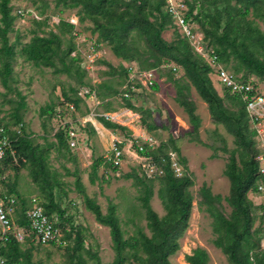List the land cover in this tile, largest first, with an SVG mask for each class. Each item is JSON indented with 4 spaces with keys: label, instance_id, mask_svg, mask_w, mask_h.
Wrapping results in <instances>:
<instances>
[{
    "label": "trees",
    "instance_id": "1",
    "mask_svg": "<svg viewBox=\"0 0 264 264\" xmlns=\"http://www.w3.org/2000/svg\"><path fill=\"white\" fill-rule=\"evenodd\" d=\"M10 1L0 0V84L3 88L8 92L14 91L11 87L13 63L18 56L25 63L36 68L50 69L54 75H65L75 81L78 86L69 87V92L66 90L61 92L65 103L72 104L74 110L79 109L81 103V99L77 96L81 87L88 88L90 94L93 93L96 99L102 101L106 112H112L114 109L110 108V102H104L105 99L117 96L125 102V108L133 109L131 101L135 93L127 86L129 76L127 68L122 65L113 68L104 62L103 64L108 68L105 75L109 77L119 75L122 81L118 86L127 87L118 91L112 89L109 82L102 81L95 88L85 81L86 71L80 66L77 57L72 55L77 51L75 38L72 35L75 26L59 19L55 31L44 30L49 22L46 12L49 8L48 0H38L41 7L37 8V14L41 19L33 20L34 28L30 30L31 37L28 42L20 44V36L17 32L14 41L10 42L8 35L15 32L13 26L16 19L12 14ZM52 2L58 13L63 9H77L78 22H89L92 25L91 34H96L97 40L105 43L116 59L122 62H135L138 71L154 70L159 77L161 72H166L171 78L182 72L181 77L189 81L201 100L206 103L213 123L216 126L221 125L232 136L235 146L229 152L224 170V175L229 181V195L226 198L231 208L229 216H224L216 208L217 197H213L205 187L200 190V205L205 207V212L212 219L211 228L216 236L213 245L226 257L228 264H264V250L260 246L262 231L253 229L252 211L255 207L247 197L249 193L263 194L258 190L259 183H264V177L258 174L255 133L248 128L245 107L240 97L231 95L227 91L224 99L218 96L210 80L211 68L193 51L188 41L180 36L171 42L163 39L162 33L174 24L166 10L167 0H52ZM182 2L187 8L185 15L187 20L194 22L200 28L205 47L214 51L219 63L225 69L230 62H234L232 74L242 72L240 76L243 81H250V76H253L264 82V31L258 25V22H261L264 28V0H182ZM17 46H20L19 50ZM136 86L142 87L138 83ZM157 87L155 82L152 89L155 90ZM16 94L18 101L12 115V124L16 130H11L5 125L11 140L12 152L9 151L6 160L0 163V176L15 160V166L13 165L11 169H14L16 174L19 168L27 170L32 183L37 186L46 200L43 203L38 198L45 214L53 220L51 213L55 210L62 218L64 212L58 208L52 193L53 188L59 183L56 172L50 171L48 159L50 149H55L64 157L70 155L68 124L54 135L56 139L54 143L47 141L42 145L35 143L30 134L24 132L21 110L25 108V99L19 92ZM125 94L130 96L125 98ZM225 101L229 106L235 107L236 112L231 111ZM176 102L187 115L188 123L192 128L191 135L198 136L200 119L195 114V109L179 98H176ZM39 116L50 120L56 116L61 117L60 112L56 113L54 104L41 108ZM97 120L107 129L126 131L124 127L113 124L103 117H98ZM43 127H45L44 123ZM153 129V126L147 127L148 131ZM91 132H94L92 128ZM169 143L170 151L177 153L178 149L174 142L170 140ZM158 149L161 150L160 146ZM222 151L226 152L225 149ZM167 152L158 158L154 152L152 153L153 160L157 159L155 161L157 164L160 163V157H164L167 161L159 164L163 169V175L155 178L158 181L157 197L165 211L163 217L160 218L150 206L154 179L147 180L145 174L142 175L143 177L135 173L125 176L133 179V185L139 191L137 199L144 210V219L150 236L137 229L132 236L125 238V232L121 229L116 214L117 206L109 202L106 212L102 213L95 200L85 193L77 174H73L75 190L81 196L85 209L93 214L98 224L109 229L114 253L110 264L132 262L171 264L169 257L178 250L181 230L188 223L193 202L189 188L193 182L186 175L180 178L173 175ZM148 154V152L140 153L141 156ZM102 166L112 170L117 168L111 161L97 158L91 165L93 178ZM14 187L10 185V189L5 193L19 199L13 221L19 226H25L27 224L24 217L25 200L15 194ZM261 205L263 206H258L257 209L264 212V203ZM55 224L62 228V242L67 244V241L74 240L72 249L66 248L71 253L70 260H74L75 264H84L82 251L85 250L80 232L72 226L66 230L57 221ZM57 246L61 247L63 244ZM28 251L22 252L21 245L10 238L1 249V255L6 259L7 264H18V258L28 256ZM86 253L89 254L88 251ZM89 255L99 264L97 255ZM185 261L187 264H207L208 256L204 250L197 248L191 255L185 257Z\"/></svg>",
    "mask_w": 264,
    "mask_h": 264
},
{
    "label": "rangeland",
    "instance_id": "2",
    "mask_svg": "<svg viewBox=\"0 0 264 264\" xmlns=\"http://www.w3.org/2000/svg\"><path fill=\"white\" fill-rule=\"evenodd\" d=\"M48 3L49 8L46 12L49 16V22L48 27L44 30L55 31V25L59 19L68 21L75 26L72 33L77 47L75 57L80 62V66L86 71L85 81H88L95 88L100 82L106 81L109 82L112 89L120 91L123 88V86H118V83L122 81L121 77L119 75L106 76L105 72L108 68L103 63L118 68L123 62L113 56L105 43L97 40L96 34H91L92 25L89 22H78L77 9H63L61 13H58V10L54 9L52 0H48ZM10 5L12 14L16 19L13 26L15 32L9 33V40L10 42L14 41L17 32L20 36V44H24L31 37L30 30L34 28L33 20L41 19L37 14V8L41 7V4L38 0H11ZM249 19H252V17H249ZM258 25L264 31L262 23L258 22ZM199 29L196 25L195 32L202 35ZM177 36L182 37L174 24L162 33L163 39L167 42H171ZM19 48L20 46H17V50ZM90 60L92 63H90ZM124 63H127L128 66L137 67L135 62ZM233 65L234 62H230L226 69L233 72ZM234 74L240 76L243 73ZM181 75L182 72L171 78L168 73L161 72V81L158 84V88H160V91L162 90L161 92L157 90L145 91V89L140 90L139 93L137 92L138 94L133 97L135 110L132 113L135 116L133 114L129 115L128 112L124 113L125 102L118 96L105 99L104 102H110V108L115 110V112H106L102 101L96 99L94 95H85V91L88 90L85 87L79 88L77 92V96L81 99L79 109L70 108L72 104L65 103L61 92L63 90L68 91L69 87L78 86L76 82L68 79L65 75H54L50 69L36 68L29 63H25L18 56L13 63L11 87L14 91L8 92L0 84V124L8 126L11 130H16V127L12 124V115L18 101L16 92H19L25 99V108L21 110L24 132L30 134L35 143L40 145L44 144V141L54 143L56 141L54 135L66 124H68L69 131H74L77 142L76 145L70 147L69 156L64 157L55 149H50L48 165L51 172H56V179L59 183L58 186L53 188L52 193L58 208L64 212L62 218H60L54 210L51 217L66 230L70 226L77 229L83 239L84 250L88 251L89 254L97 255L99 264H110L114 257L109 229L98 224L93 214L85 209L81 196L75 190L73 174H77L85 193L95 200L102 213L106 212L109 202L117 206L116 214L120 227L125 232V238L132 236L137 229H141L143 233L150 236L144 219V210L137 199L139 191L133 185L132 178H125L127 174L131 173L143 177L144 168L141 167V156L136 153V144L133 145L131 142L135 139L143 141L146 138L152 139L155 146H160L161 150L153 149L150 151L148 148L146 151L149 153L148 156L154 151L157 158L171 150L169 142L172 140L178 149L176 154L179 161H182L184 175L188 176L193 182V185L189 188L193 202L188 223L181 230L178 239L179 248L169 257L170 263L187 264L185 257L191 255L193 250L200 248L208 256L207 264H228L226 257L213 245L216 236L211 228L212 219L205 212V207L200 205V190L205 187L213 197H217L218 199L215 201L216 208L224 216H229L231 208L226 202L229 195V181L224 175V170L229 152L235 146L232 136L221 125L216 126L213 123L206 105L198 98L195 90L189 85L190 83L181 87L180 92H176L173 82H185ZM209 76L214 80L215 91L218 96L224 99L225 90L217 86L213 75L210 74ZM249 79L257 82L264 89V82L253 76H250ZM176 98L188 102L196 109L195 114L200 119L198 136L191 135L192 128L188 124L183 108L176 102ZM49 104H54L56 113L60 112L61 117L56 116L50 120L39 116L40 109ZM225 104L230 107L231 111L236 112L235 107L229 106L226 101ZM103 113H110L112 116L116 114L114 116L115 120L120 118L125 124L120 125L126 131L107 129L108 132H105L97 124V116ZM43 123L45 127H43ZM148 126H153L154 129L148 131ZM91 128L94 132H91ZM248 128L251 129L249 124ZM134 129L137 132L141 129V134L133 135ZM115 145H120L122 152L120 165L115 170L102 166L93 178L91 174L93 161L97 158L109 160L113 155L112 151ZM163 145L165 146L163 147ZM255 148L258 156L259 150L257 146ZM223 149L226 152H223ZM152 153L150 157L153 159ZM13 165L15 166V160H13L10 168H6L1 175L3 189L8 191L9 186L14 185L15 194L19 198L26 200L27 196H35L45 203L46 200L38 191L37 186L32 183L27 170L19 168L16 174L14 169H11ZM147 175V180L154 179L152 181L153 195L150 206L161 218L165 215V211L157 197L158 181L151 178L148 173ZM92 179L94 180L91 181ZM247 197L255 207L252 211L254 217L253 229L262 231L260 246L264 250V212L257 209L258 206H263L261 204L264 203V194L249 193ZM73 245L74 240L67 241V244L61 247L52 244L35 248L21 246L22 252L29 251L28 256L24 255L18 258V264H75V261H71L69 258L71 253L66 250L67 247L72 249ZM85 251H82L84 264H97V261Z\"/></svg>",
    "mask_w": 264,
    "mask_h": 264
},
{
    "label": "built area",
    "instance_id": "3",
    "mask_svg": "<svg viewBox=\"0 0 264 264\" xmlns=\"http://www.w3.org/2000/svg\"><path fill=\"white\" fill-rule=\"evenodd\" d=\"M166 10L172 17L174 25L178 28L182 38L188 41L193 51L211 68V74L216 77L220 86L231 95L239 96L242 100L246 111L247 122L255 133V146H257L259 150V154L256 157L258 174L264 177V89H262L257 82L252 80L243 81L241 76L232 74L219 63L214 51L211 48L205 47L203 36L195 32V23L187 20L185 16L187 8L182 0H167ZM72 55L75 56V54ZM90 63H92V61ZM127 69L129 72L127 86H129L133 93L139 91V87L136 86L137 83L144 88H152L153 84L157 81L156 72L154 70L140 72L137 67L133 66H127ZM86 94H90L89 90L85 91V95ZM91 95L94 94L92 93ZM124 96L128 98L130 94H125ZM70 108L74 109L73 105L70 106ZM114 116L110 115V113H103L97 116V118L103 117L113 124H119L118 119L115 120ZM76 142L77 139L74 131H69V146L72 147L76 145ZM131 143L133 145L136 144V153L139 155L142 152H146L148 148L151 151L159 147L158 145L155 146L153 140L148 138L143 141H137V139H135ZM130 147L132 146L130 145ZM9 151L12 152L11 140L9 139L6 127L0 124V163L6 160ZM112 154L109 161L112 162L113 166L118 167L120 165V159L122 158L120 145L114 146ZM166 155L173 175L177 178L182 177L184 175V168L177 154L170 151L167 152ZM150 156L151 155L141 156V167L144 168V174L148 177V173L151 178L162 176L163 169L159 164L166 163V159L160 157V163L157 164ZM2 181L0 176V264H7L6 259L1 255V249L10 238L21 244L28 240L34 246H49L51 244L66 245L65 242L61 241L62 229L57 227L55 221L51 220L45 214L41 202L35 196L31 197L28 203L25 202L26 209L24 217L27 224L21 227L17 226L13 221V217L19 205V199L5 193L2 187ZM258 190L264 194L263 182L259 183Z\"/></svg>",
    "mask_w": 264,
    "mask_h": 264
},
{
    "label": "crops",
    "instance_id": "4",
    "mask_svg": "<svg viewBox=\"0 0 264 264\" xmlns=\"http://www.w3.org/2000/svg\"><path fill=\"white\" fill-rule=\"evenodd\" d=\"M119 60V59H118ZM119 61H121V60H119ZM122 66H124L125 68H127V66H128V64L126 63H122ZM129 73V72H128ZM212 75V74H211ZM156 76H157V81H156V84L158 85L159 83H160V77H159V74L158 73H156ZM214 77V79H215V81L217 82H215L216 84H217V86H219V87H221L220 86V84L218 83V81H217V79H216V77L215 76H213ZM180 79V78H179ZM185 78H183V80H184ZM211 79V82H212V84H213V87H214V89H216V85L214 84V80L212 79V78H210ZM183 80H181V81H183ZM180 84H182V86H180ZM187 84H189V81L188 80H186L185 79V82H182V83H180V82H178V81H175V82H173V85H174V88H175V90H176V92H180L181 91V87H184L185 85L187 86ZM189 85H191V84H189ZM180 86V87H179ZM192 87V86H191ZM123 88H124V86H123ZM193 88V87H192ZM222 88V87H221ZM145 89V91H149V90H152L153 91V89L152 88H144V87H139V91L140 90H144ZM194 89V88H193ZM223 89V88H222ZM155 90H157L158 92L160 91V88H156ZM195 90V89H194ZM224 90V89H223ZM139 91H138V93H139ZM162 91V90H161ZM160 91V92H161ZM226 91V90H225ZM196 92V91H195ZM137 92L135 93V95L136 94H138ZM154 93V92H153ZM197 94V93H196ZM230 94V93H229ZM134 95V96H135ZM197 96H198V94H197ZM198 98L201 100V98L198 96ZM133 102H134V100L132 99V101H131V104L133 105V109H127V108H124V113H126V112H128V114L129 115H131V114H133L132 112L135 110L134 109V104H133ZM201 102L203 103V104H205L206 105V103L205 102H203L202 100H201ZM206 107H207V105H206ZM207 110H208V108H207ZM113 112H115V110L113 111ZM195 112H196V109H195ZM208 113H209V111H208ZM115 116H116V114H114ZM134 115V114H133ZM210 115V114H209ZM135 116V115H134ZM187 116V115H186ZM137 117V116H136ZM188 120V119H187ZM118 121H119V124L118 125H125L124 124V122L123 121H121L120 120V118H118ZM97 124H99V126H101V128L105 131V132H108V130H107V128L105 129L104 127H103V124L102 123H100L98 120H97ZM117 124V123H116ZM189 124V123H188ZM120 125V126H121ZM128 125V129H129V123L127 124ZM97 131H98V126H97ZM134 132H133V135H140L141 134V129L137 132V130L136 129H134L133 130ZM168 152H170V151H168ZM173 152V151H172ZM178 157V156H177ZM144 174V173H143ZM31 197H34V196H27L26 198V200H25V202H27L28 203V201H29V199L31 198ZM16 224V223H15ZM17 225V224H16ZM17 226H19V225H17ZM21 227V226H20ZM62 229V228H61ZM62 237H63V232H62V235H61V239H62ZM21 246H25V247H28V248H35V247H37V246H34V245H32L28 240H26V242L25 243H23V244H21V243H19ZM52 245H57V244H52Z\"/></svg>",
    "mask_w": 264,
    "mask_h": 264
}]
</instances>
